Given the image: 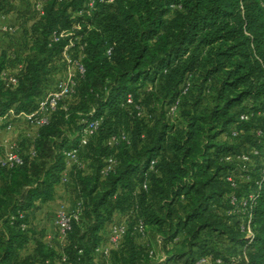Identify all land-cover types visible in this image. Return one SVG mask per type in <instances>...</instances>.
<instances>
[{"label": "trees", "instance_id": "16d2710c", "mask_svg": "<svg viewBox=\"0 0 264 264\" xmlns=\"http://www.w3.org/2000/svg\"><path fill=\"white\" fill-rule=\"evenodd\" d=\"M38 1L0 0V15L16 28L0 33V118L12 114L15 120L36 110L65 76L62 50L70 37H79L70 55L81 59L85 72L76 76L66 109L53 112L29 145L19 142L24 164L0 167V264H105L94 250L107 242L109 225L120 221L127 232L109 264L143 258L152 263L148 230L168 248L153 264H187L202 256L223 264L238 256L243 264H264L262 0H96L91 16L78 14L86 0H51L41 17ZM62 30L72 35L49 45ZM4 70L17 73L16 86H5ZM90 118L100 124L80 148L84 167L71 170L64 184L73 195L72 209L80 208L78 220L65 242L55 230L50 243L36 239L34 252L20 257L35 233L31 224L23 230L20 223H30L32 213L54 199L65 170L63 150L79 146ZM122 132L129 142L111 144ZM31 144L33 158L27 153ZM239 152L251 159L246 169L225 160ZM109 157L117 164L104 176ZM231 173L245 175L237 189L226 180ZM249 193L255 194L250 240L241 229L245 214L230 203L231 195ZM116 213L122 218L114 219ZM139 220L146 237L134 229ZM203 233L240 250L225 255ZM180 237L183 251L176 249Z\"/></svg>", "mask_w": 264, "mask_h": 264}, {"label": "built area", "instance_id": "2783aa9c", "mask_svg": "<svg viewBox=\"0 0 264 264\" xmlns=\"http://www.w3.org/2000/svg\"><path fill=\"white\" fill-rule=\"evenodd\" d=\"M51 0H39L36 5V12L39 17L43 16L45 13V4ZM62 1V0H59ZM87 8L81 9L78 11L79 15L87 14L91 16L92 10L95 7L96 0H86ZM103 1V0H98ZM109 2L113 0H107ZM261 5L264 8V0L261 1ZM76 29L80 27L75 26ZM15 27L6 22L5 15H0V33H13L15 32ZM72 32L55 31L50 39V44L57 43L61 38L71 36ZM79 37H70L68 39V43L63 47L62 55L67 62V69L65 76L60 79L53 90L48 91L42 99L39 101L36 110L28 114H22L20 117L24 118V120L34 128L38 129L43 126H46L50 122V116L53 112L57 111L60 108L66 109L64 101L71 98L76 92L77 86V75H84L85 69L81 63L80 58H74L70 55V50L75 47L77 40ZM79 49L82 51L84 49L83 45H80ZM112 48H109L106 51L107 55L111 54ZM22 65L19 64L17 67V71H20ZM1 78L4 81L6 87H14L18 83V75L16 72H12L9 70H4L1 73ZM133 98L129 94L127 96V103H132ZM137 110H139L138 115L142 112L141 107L137 106ZM176 106L170 108V112L174 113ZM242 120H247L248 115H241ZM100 124V119L98 118H90L85 121L84 126L81 128L79 132L80 140L78 147H71L63 150L64 162H65V170L61 175V183L66 184L69 181L70 171L73 169L81 170L84 167V161L80 154V148L84 147L88 138L96 132ZM13 127V115L10 114L6 117L0 118V132L2 130H11ZM237 132H233V136H237ZM118 141H128V137L126 133L122 132L117 137H112L110 139V143L114 144ZM30 157H35L36 152L34 149V145L31 144L27 151ZM257 153V152H256ZM225 160L228 162H236L243 164V169H246V163L250 162L251 159L248 154L244 152L229 154L225 157ZM24 164V152L22 151L19 142L13 141L11 142L0 154V167L11 170L15 167L21 166ZM117 161L113 157H109L106 160V165L102 170V174L105 176L108 172L113 170ZM154 163H152L153 166ZM245 175L243 174H235L231 173L226 177L227 182L229 183L231 188L237 189L240 183V180H244ZM258 184V182H257ZM146 187V185H145ZM255 199L254 193H249L248 198H237L234 195L230 196V203L234 206V211H238L242 214H245V219L242 221L241 229L244 232L247 239H251L253 237V231L251 228V208L252 202ZM20 218H24L23 212H18ZM80 214V208H76L73 210H67L63 206L55 213L54 216V225L57 230V240L60 243L66 241V238L69 232L72 229V223L75 220H78ZM15 216L10 217V222L13 221ZM30 226V223L22 222L20 223V227L25 230ZM134 229L137 234L142 237H146V231L144 228V224L142 220L134 226ZM108 239L105 244L99 245L95 248L94 252L98 254L105 262V264H109V258L112 250L117 249L121 240L127 232V224L125 221L114 222L111 223L108 227ZM50 243V242H49ZM160 243L162 244V239L160 238ZM51 245V244H50ZM154 252L153 249L150 251V257L153 258ZM165 256H162L160 260H163ZM243 258H246L244 255ZM67 257L64 253H62L61 261L65 262ZM187 264H223L220 258H212L211 256H202L196 258L195 260H191ZM229 264H243L241 261V256L232 257Z\"/></svg>", "mask_w": 264, "mask_h": 264}, {"label": "crops", "instance_id": "0c3cea01", "mask_svg": "<svg viewBox=\"0 0 264 264\" xmlns=\"http://www.w3.org/2000/svg\"><path fill=\"white\" fill-rule=\"evenodd\" d=\"M36 132L37 129L29 125L24 118H16L13 120V127L11 130L4 129L0 132V154L3 149L13 141H24V146H27V144L29 145V143L35 139ZM24 146L21 148L23 152H26L25 148H23ZM72 199V194L68 192L64 184L60 183L55 186L54 199L41 204L30 217V224L34 223L33 225H35V233L27 247L20 251V257H25L34 252L36 239L43 240L44 242H49L54 239V233L56 230L54 225V215L62 206L65 209L70 210ZM121 218L122 214L120 213L114 215V219Z\"/></svg>", "mask_w": 264, "mask_h": 264}, {"label": "rangeland", "instance_id": "374dc122", "mask_svg": "<svg viewBox=\"0 0 264 264\" xmlns=\"http://www.w3.org/2000/svg\"><path fill=\"white\" fill-rule=\"evenodd\" d=\"M12 46L16 50L19 49L18 44H13ZM239 143L243 144V143H247V141L245 139H241V140H239ZM65 188L67 189L66 186H65ZM74 206H75V202H74V199H72V205H71L70 211L73 210L72 208ZM31 224H32L31 226L33 228H35V225H33L34 223H31ZM148 232H149L148 233V240L150 241L153 252H154L153 258H151L152 263H149L148 261L145 260V258H143V259H137L135 264H153L155 262H158L162 258V256L166 255L165 252H166V249H168V248H166V247L164 248L163 244L160 243V236L152 230H148ZM202 237L204 239H206L209 242V244H213V243L217 242L220 250H222V252L225 255L235 254L240 250L239 246H237L233 243H230L228 240L217 238V235H215V234L214 235H211V234L206 235L203 233ZM178 242H179V244H177L176 249H178L180 251L185 250L186 248L183 247V245H182L183 237H180ZM171 264H173V263H171Z\"/></svg>", "mask_w": 264, "mask_h": 264}]
</instances>
